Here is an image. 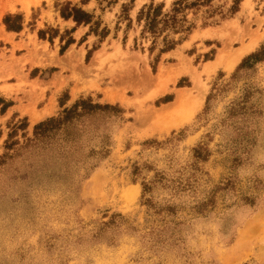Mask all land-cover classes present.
Returning a JSON list of instances; mask_svg holds the SVG:
<instances>
[{"label": "rangeland", "instance_id": "374dc122", "mask_svg": "<svg viewBox=\"0 0 264 264\" xmlns=\"http://www.w3.org/2000/svg\"><path fill=\"white\" fill-rule=\"evenodd\" d=\"M175 1L0 0V264H264V0L151 55Z\"/></svg>", "mask_w": 264, "mask_h": 264}, {"label": "trees", "instance_id": "16d2710c", "mask_svg": "<svg viewBox=\"0 0 264 264\" xmlns=\"http://www.w3.org/2000/svg\"><path fill=\"white\" fill-rule=\"evenodd\" d=\"M134 2L135 0H131ZM210 2V0H176L170 11H163L164 4H160L155 6L153 3L144 6L139 15L138 22L143 23V28L141 30V36L146 38L150 36L152 38V44L149 47V52L151 55L155 52L158 45H161L159 48V53L163 54L169 52L176 48L177 45L181 44L184 40L188 38V36L192 33V31L196 28V24L194 21L189 20L187 10L198 9L205 4ZM238 2L235 1L234 6L231 8L232 12H236L238 10ZM67 9V10H66ZM62 15L64 18H73V20L78 24H89L92 22L93 16L86 11L73 6L71 9L68 6ZM196 13H194L195 15ZM11 20V16L6 17V25L9 30L20 31L21 26H11L9 24ZM213 22H204L203 26L211 25ZM39 36L44 38V32L40 31ZM74 43L73 39H69L66 44L62 47L61 53H64L65 50ZM263 51V50H262ZM262 51L256 55H253L252 58L255 61H261L264 59ZM90 55H88L89 58ZM156 62H159V56L156 57ZM246 63L248 61H245ZM155 69V68H154ZM7 106L6 102L0 97V104H4ZM82 106L85 105V102L81 103ZM90 110H99V109H113V107L109 105L101 106V105H92L89 104ZM71 111H68L64 120L50 119L47 122L40 124L39 126H46L51 123H61L70 120ZM38 126V127H39Z\"/></svg>", "mask_w": 264, "mask_h": 264}, {"label": "bare ground", "instance_id": "6f19581e", "mask_svg": "<svg viewBox=\"0 0 264 264\" xmlns=\"http://www.w3.org/2000/svg\"><path fill=\"white\" fill-rule=\"evenodd\" d=\"M27 4V3H26ZM25 6H27V5H25ZM247 51V49L246 48H242L241 50H239L237 53H236V55H235V58H234V60H233V64H235L241 57H242V55L245 53ZM231 67H233V66H229V68L231 69ZM198 98H200V96L198 97ZM183 94L181 93V95L179 96V98H178V101L176 102V103H174L173 104V109H175L178 105H179V103H181L182 101H183ZM172 108L169 106V108H167V107H165V108H163L162 109V114H165V113H168V112H170V110H171ZM172 109V110H173ZM171 110V111H172ZM165 116V115H164Z\"/></svg>", "mask_w": 264, "mask_h": 264}]
</instances>
